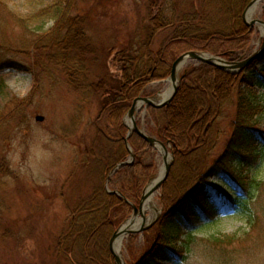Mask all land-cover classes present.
<instances>
[{
	"label": "trees",
	"instance_id": "obj_1",
	"mask_svg": "<svg viewBox=\"0 0 264 264\" xmlns=\"http://www.w3.org/2000/svg\"><path fill=\"white\" fill-rule=\"evenodd\" d=\"M78 1L54 0L21 20L34 36L36 55L61 69L84 102L92 97L101 100L97 133L80 169L89 182V191L72 206L54 251L64 264H116L110 240L133 213V206L122 196L108 192L106 185L139 205L155 173L154 164L144 160V150L153 147L133 132L129 143L136 155L134 161L110 176L130 154L125 141L129 131L125 114L135 99L146 93V86L171 74L174 61L186 52L208 51L230 60L238 58L237 52L247 49L253 35L243 20L252 0H152L149 8L155 7L156 13L149 23L111 48L99 45L88 35L91 17L77 12ZM47 22H52L48 28ZM158 36L164 41L156 48ZM5 45L11 49L10 44ZM112 53V62L121 74L109 71ZM198 63L185 68L178 91L167 105L150 107L157 138L170 144L175 160L160 188V218L145 232L129 235L128 250L135 257L132 264L187 261L194 228L222 211L237 209L238 202L245 200L236 185L242 184L241 178L232 173V159L238 161L237 166L249 168L264 145V129L255 119V115L264 113V102H256L254 94V85L264 87V80L256 79L255 72L234 74ZM13 66L11 58L0 54V71ZM5 89L7 84L0 75V93ZM29 100L12 95L0 107V126L6 120L27 119ZM232 101L236 112L230 122L231 136L217 157L215 150L224 134V110ZM8 171L7 163L0 162V173ZM217 181L227 185L232 194L221 190ZM255 220L253 213L248 214L252 226ZM140 235L144 237L143 250L134 256ZM209 239L219 248L239 238L213 234ZM229 261L226 257L220 264Z\"/></svg>",
	"mask_w": 264,
	"mask_h": 264
},
{
	"label": "rangeland",
	"instance_id": "obj_2",
	"mask_svg": "<svg viewBox=\"0 0 264 264\" xmlns=\"http://www.w3.org/2000/svg\"><path fill=\"white\" fill-rule=\"evenodd\" d=\"M2 1L5 3L0 4V54L5 53L11 58L14 66L0 71L7 84V89L0 93V107L12 95L29 98L30 103L25 121L6 120L0 126V162L5 161L9 168L8 173H0V264H64L54 248L58 235L69 220L72 206L89 191V182L82 177L80 169L97 133L96 119L100 114L101 100L92 97L84 102L83 96L72 88L61 69L36 55L32 45L34 36L21 20L54 0ZM151 3L152 0H79L76 8L77 12L91 17L86 30L88 35L99 45L111 48L129 39L137 27L149 23L156 13L155 7L149 8ZM252 20L264 21V0L256 5L252 17L247 16V22L244 20L253 31L247 49L237 52L239 56L233 60L221 57L232 62L242 61L260 50L264 42L261 23L250 24ZM50 25L52 22H47L46 27ZM162 38H156V48L162 45ZM5 43L11 45L10 50L5 48ZM113 55L109 58V71L121 74L112 62ZM192 61L186 62L177 73L180 83L187 66H199L200 61ZM225 71L234 74L255 72L256 79L264 80V53L244 69ZM170 76L152 82L145 87L146 93L142 92L138 97H151L159 102L172 85ZM254 94L256 102H264V87L259 83L254 85ZM235 101L224 110V134L215 150L217 157L224 152L231 136L230 122L236 112ZM150 107L145 103L137 108L135 118L141 129L157 138ZM129 111L124 116L126 126ZM38 115L44 116V120H37ZM255 119L264 129V113L255 115ZM167 146L171 153L169 162L174 163L173 149L169 143ZM152 147L144 150V160L155 166V173L145 189L165 165L161 151ZM261 149L256 163L249 168L237 166L238 161L232 159V173L237 179L241 178L242 184L237 182L236 185L245 200L238 202L237 209L222 211L195 227L188 259L181 264H220L226 257L229 264H264V145ZM130 158L131 154L128 160ZM217 185L232 194L223 182L217 181ZM106 187L108 192L118 190L108 184ZM154 194L160 208L159 215L163 211L160 189ZM252 213L256 217L253 226L248 221V214ZM150 214L149 211L146 215ZM213 234L233 235L239 239L216 248L209 239ZM182 240H179L180 244ZM129 244L130 236L127 235L122 250L126 262L132 264L135 257L129 253ZM143 246L144 237L140 235L135 241L134 256L140 254Z\"/></svg>",
	"mask_w": 264,
	"mask_h": 264
},
{
	"label": "water",
	"instance_id": "obj_3",
	"mask_svg": "<svg viewBox=\"0 0 264 264\" xmlns=\"http://www.w3.org/2000/svg\"><path fill=\"white\" fill-rule=\"evenodd\" d=\"M261 1L262 0H252L248 4V6L245 9L244 14H243V18H244L245 22H247V16H248V13L251 11V9L254 8ZM256 22L264 24V21H262V20H252L250 24H254ZM263 37H264V33H263ZM263 53H264V42H263V45L260 48V50H258L253 55L249 56L247 59L242 60V61H233V62L227 61L221 56L213 55V54H210L208 52H202V51L186 52L183 55H181L180 57H178L174 61V63L172 64L170 80H171L172 85H173V91L169 95H167V93H165L163 99L160 100L159 102L154 101L151 97H142V96L138 97L134 101L133 106L128 113V118L131 120L132 125L128 124V127L130 130L128 132V136L125 139L127 147H128L130 154H131V158L127 161L119 162L115 166V168L111 171L110 176L112 174H114L115 171H117L119 168H121L125 165H128V164H131L133 162L135 154L132 151L130 144H129V137L133 132H136L137 134H139L140 136L145 138L146 141L151 146H154L161 151V153L163 154V158L165 160V171L161 176H158L155 178V182L151 186V188H149L150 184L147 186V188L144 190V193L141 197L139 205L131 203L130 200H128L126 197H124L120 191L109 190L110 193L119 194L120 196H122L134 208L132 216L116 230V232L113 234V236L110 240V250L114 256L116 264H122L121 258L119 257V255L117 254V252L115 250V245H116L118 238L121 235L127 236V235L132 234V233L143 232V231L147 230L148 228H150L157 221V219L160 217L161 212L156 219L147 223V220H146L147 215L143 211V205H144L145 201L148 200V198H150L152 195H154V193L157 192L161 188L163 182L167 179V177L169 175V172H170V169H171V166L173 163V161L168 162V156L171 155V153H169V151H168V146H167L168 143H164L162 140H160L154 136H150L149 134H147L143 129H141L138 126V124L136 122V118H135V111L137 110L138 103L143 101L147 104L148 107L152 106V107H156V108H160V107L167 105L174 98V96L176 95L178 88H179L180 80L177 78V73H178L177 68L179 66H183L189 60H197L200 62L212 64V65L217 66L221 69L231 71V70H237V69L241 70V69L248 67L251 63H253L254 60L259 58ZM36 119L39 121H43L44 116L38 115L36 117ZM139 215L142 217V223L139 226H133L131 221H133ZM128 221H130L131 223L127 227H125V225Z\"/></svg>",
	"mask_w": 264,
	"mask_h": 264
},
{
	"label": "bare ground",
	"instance_id": "obj_4",
	"mask_svg": "<svg viewBox=\"0 0 264 264\" xmlns=\"http://www.w3.org/2000/svg\"><path fill=\"white\" fill-rule=\"evenodd\" d=\"M255 8H252L251 11L248 13V17L251 18L254 11H255ZM260 30L262 31V33H264V24H260ZM182 66H179L177 68L178 72L181 70ZM173 91V85L170 86L168 92H167V95H169L171 92ZM164 97V94L162 95V99ZM156 101H158L156 99ZM143 104H145L144 102H140L138 103L137 105V108H141L143 106ZM129 124L132 125V122L131 120L129 119L128 120ZM171 160V157L169 156V159H168V162ZM165 171V165L164 167H162L161 169V172H160V175L161 176ZM155 182V179L150 183L149 185V188H151V186L154 184ZM159 206H158V202L156 201L155 199V194L152 195L150 198H148V200L145 201L144 205H143V211L145 214H147L149 211L151 212V214L149 216H147L146 220H147V223L151 222L152 220H154L156 218V216L158 215L159 213ZM133 226H139L141 223H142V218L141 217H136L133 221H131ZM130 221H128L125 225V227H127L130 223ZM126 236L125 235H121L117 242H116V245H115V250L117 252V254L119 255V257L121 258V261H122V264H128L125 260V257H124V254H123V241H124V238Z\"/></svg>",
	"mask_w": 264,
	"mask_h": 264
}]
</instances>
